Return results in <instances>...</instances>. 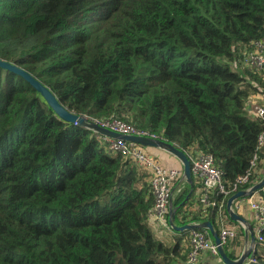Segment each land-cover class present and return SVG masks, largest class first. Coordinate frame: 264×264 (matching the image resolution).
I'll return each mask as SVG.
<instances>
[{
	"label": "trees",
	"instance_id": "obj_1",
	"mask_svg": "<svg viewBox=\"0 0 264 264\" xmlns=\"http://www.w3.org/2000/svg\"><path fill=\"white\" fill-rule=\"evenodd\" d=\"M263 37L264 0H0V59L88 121L121 119L189 159L212 155L230 188L250 173L235 193L264 176V117L250 103L264 95V72L245 64ZM149 175L0 67V264L184 263L191 230L170 242L155 234ZM192 176L173 185L174 224L208 220L219 232L224 217L237 233L224 249L238 259L231 245L243 247L245 229L227 210L235 193L186 220ZM164 221L171 229L170 214ZM256 228L245 264H264Z\"/></svg>",
	"mask_w": 264,
	"mask_h": 264
},
{
	"label": "built area",
	"instance_id": "obj_2",
	"mask_svg": "<svg viewBox=\"0 0 264 264\" xmlns=\"http://www.w3.org/2000/svg\"><path fill=\"white\" fill-rule=\"evenodd\" d=\"M245 64L255 69L259 73L264 72V37L253 41L249 50L245 52ZM254 113L260 117H264V103L254 108ZM86 118V117H85ZM98 125L110 129L112 131L129 134L140 135L158 139V135L147 130L140 129L121 119H105L91 120ZM78 124V123H77ZM102 141L107 145L108 149L130 157L135 163L149 171L151 190L154 196V208L152 217L157 221H164L167 214H170L172 198L174 196L173 185L176 180L183 179V169L175 167L169 168L160 164L153 156L146 153L143 148L133 142L122 139H114L107 136H101ZM264 146V134L259 137V148ZM192 175L198 179L200 183L199 203L202 215L206 216L211 210L223 208V200L230 194L235 193L238 184L246 183L250 179V173L239 177L232 188L227 186L223 177V171L216 165L214 157L210 154H198L191 159ZM259 162V153H257L252 162L251 167L255 168ZM222 195V201L217 196ZM252 209L256 215V237L259 241H263L260 234L264 228V203L259 197L257 201H250ZM236 230L232 227L223 226L219 231L222 244L225 245L230 239L236 236ZM190 251L184 263L180 264H201V255L210 253L219 256L218 245L210 236L208 229H193L190 233ZM249 261H255L253 257Z\"/></svg>",
	"mask_w": 264,
	"mask_h": 264
},
{
	"label": "water",
	"instance_id": "obj_3",
	"mask_svg": "<svg viewBox=\"0 0 264 264\" xmlns=\"http://www.w3.org/2000/svg\"><path fill=\"white\" fill-rule=\"evenodd\" d=\"M0 67L15 72L21 76H23L35 89L39 91V93L43 96V98L47 101V103L53 108L55 113L63 120L70 122V123H78L81 126L87 127L101 136H107L114 139H122L129 142L136 143L143 147H155L164 149L175 157H177L183 167V179H185L188 183L193 182L192 176V166L191 160L188 158L186 153L180 149H178L173 144H170L160 138L155 139L147 136H140V135H129V134H122L105 127L98 125L93 121H88L85 117L78 116L73 112H70L66 107H64L57 97L52 93V91L41 83L38 79H36L33 75L27 72L25 69L11 63L9 61H5L0 59ZM264 188V176L257 184L251 187L248 190H241L237 193L233 194L227 202V210L232 220L241 223L245 227V235H246V246L242 252V255L238 259H232L228 256L224 249V245L222 244L221 238L219 236V232L214 228L213 224L206 220L199 223H192V224H185L182 226H177L174 224V219L176 215V209L173 207V203L171 202V209H170V225L176 232H183L186 230H193V229H208L214 238V242L218 245L219 249V256L223 260L225 264H245L249 257H251V252L253 250V245L255 243V231L250 224L244 219L241 215H239L234 210V203L240 199H244L247 197H251L255 192ZM250 241V242H249Z\"/></svg>",
	"mask_w": 264,
	"mask_h": 264
},
{
	"label": "crops",
	"instance_id": "obj_4",
	"mask_svg": "<svg viewBox=\"0 0 264 264\" xmlns=\"http://www.w3.org/2000/svg\"><path fill=\"white\" fill-rule=\"evenodd\" d=\"M251 101H258V102L264 103V95H261V94L260 95H254L253 98L251 99ZM154 150H156L155 154L161 159V161H163V162L167 161L168 165L160 162V164H162L163 166H166L169 168L176 166L175 168H178L177 165H179L181 168H178V169H183L181 161L177 157H175L173 154H171L170 152H168L164 149H161V148H157ZM149 177H150V175H149ZM194 179H195V182H194L195 188L194 189L192 188V190L190 192L192 195L190 197V201L184 207V209H185L184 213L186 214V220L196 218L197 213L200 209V203H199L200 183H199L198 179H196L195 177H194ZM182 180L184 181V179H182ZM259 197H260L259 193L256 192L251 197H247V198L240 199V200L236 201L234 203V206H233L234 210L239 215H241L244 219H246V221L248 222V224H250L252 226L254 231L256 228V215H255V211L251 207L250 201H257ZM179 217L181 220H183L182 215ZM151 220H152V227L154 229L155 234H157L161 238L163 237L165 240L167 239L166 240L167 242H170L174 235H177V236L181 235L180 232H175V231L171 230V229H173L171 225H170L171 229H169V226L166 224V221H157L154 218ZM192 223H194V222H192ZM192 223H189V224H192ZM217 223H218V227L220 229V227L222 228L224 226V223L228 224V221L226 219H224V217H222V219L220 221L217 220ZM180 226H182V225H180ZM244 229H245V227H244ZM165 231H168V232H166V235H163L162 233ZM169 231L171 233H169ZM160 234H162V235H160ZM245 246H246V235H245V240H244L242 248L240 246L234 247L231 245V249L234 250L236 253H239V252H243ZM254 249H255V243L253 245V250ZM201 264H225V263L223 262V260L221 259L220 256H214V255H211L210 253H203L201 255Z\"/></svg>",
	"mask_w": 264,
	"mask_h": 264
},
{
	"label": "rangeland",
	"instance_id": "obj_5",
	"mask_svg": "<svg viewBox=\"0 0 264 264\" xmlns=\"http://www.w3.org/2000/svg\"><path fill=\"white\" fill-rule=\"evenodd\" d=\"M251 103V108H252V110H254V108L255 107H257V105H261V104H263L262 102H258V101H251L250 102ZM143 147V146H142ZM143 149H144V151L146 152V153H148V154H150L151 156H153L156 160H158L159 162H162V163H164V164H166V165H168V163H167V161H161V159L155 154L156 153V150H154V149H157V148H155V147H150V146H148V147H143ZM178 166V168H181L179 165H177ZM176 167V166H175ZM224 226H226V225H224ZM173 231H175L174 229H172ZM166 232H168V231H165V232H163L162 234L163 235H166ZM176 232V231H175ZM169 233H171L170 231H169ZM162 234H160V235H162Z\"/></svg>",
	"mask_w": 264,
	"mask_h": 264
}]
</instances>
